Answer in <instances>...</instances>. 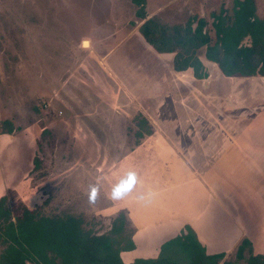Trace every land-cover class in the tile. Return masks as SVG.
I'll return each instance as SVG.
<instances>
[{
    "label": "rangeland",
    "instance_id": "rangeland-1",
    "mask_svg": "<svg viewBox=\"0 0 264 264\" xmlns=\"http://www.w3.org/2000/svg\"><path fill=\"white\" fill-rule=\"evenodd\" d=\"M145 1L148 16L158 17L168 28L176 24L184 25L192 16L206 19L207 31L213 40L212 13L224 6L232 12L234 6V0ZM255 1L257 14L264 17V0ZM136 9L132 0H0V198L7 195L11 207L24 204L45 214L72 212L85 218L97 232L109 230L112 220L118 216L128 217L124 204H117L110 198L111 189L108 187L115 182L107 185V174L102 172L101 176L98 172L112 170L110 163L117 164L125 154L124 149L128 151L129 146L137 143L140 139L137 140L140 132L138 121L145 118L142 115L134 119L129 117L137 107L131 106L132 102L123 94L120 87L123 78L108 68L112 80L107 79L106 72L98 70L101 66L97 65L95 56L106 55L116 43L125 40L124 37L136 35L144 22L135 15ZM131 38L109 57L114 59L112 64L118 71H124L125 77L132 78V83H142L141 87L135 83V92L146 103L149 109L146 112L152 111L154 119H159L168 131L166 138L170 141L165 145L163 140L166 138H161L159 147L167 151L172 147L171 114L175 109L171 93L176 96L187 91L184 86L179 91L173 89L176 87L173 84L176 80L170 74L173 68L161 62L159 53L152 54L155 49L148 51L144 44L137 42V37ZM84 40L90 41V45L84 46ZM136 53L146 58L143 63L135 60L140 56ZM204 53L205 48L198 51L201 57ZM142 64L148 68L150 75L140 71L143 70ZM139 66L142 69L139 70ZM96 72L105 75L104 84L107 79L106 84H110L112 90L111 97L122 107L125 117L119 116L122 114L118 115L113 109H103V102L107 99L101 91L104 87L99 90L94 85ZM135 72L137 74L134 75ZM212 84H202L211 93L210 97L203 91L209 100L208 109L202 114L203 119L215 120L211 129L221 132V125L225 126L223 121L230 119L227 120L229 124L236 122L232 136L237 140L235 147L243 148L242 143L250 141L251 137L264 140V77L238 76L233 82L217 68ZM194 89L198 93L197 88ZM179 107L178 111L183 116L186 108ZM233 107H237V111ZM197 110L200 111V108ZM211 112L214 115H210ZM107 113L109 116H106ZM145 115L149 117L148 113ZM215 115L223 119L212 118ZM103 119L108 120L103 122ZM5 120L15 124L13 132L4 129ZM88 133L93 137L91 153H87L83 146V139L89 138ZM181 135H186L185 131ZM88 144L87 141L86 147ZM103 145L108 146L111 154L102 155L106 148ZM94 147L102 150L96 153ZM206 147L210 148L209 142ZM102 158L108 160L102 164ZM98 163L102 164L101 167ZM245 175L254 178V181L243 178L237 189L233 187L234 197L239 194L245 197L258 184L261 185L251 193L263 189L264 172L260 171V175L246 172ZM93 184L99 188V194L95 203L90 204L88 192ZM188 187L189 184H185L178 188L174 191L175 197L168 200L171 202L169 209L175 210V214L178 212L176 220L181 222H187L185 213L193 214L186 210L190 205L186 198ZM242 188L246 193L240 191ZM230 189L228 183L223 188L227 196ZM216 191L222 189L216 187ZM245 203L250 207H264V202L258 204L248 200ZM228 205L235 211L239 205L242 206L238 203ZM205 208L211 214L218 206L211 203ZM144 220L141 219V222ZM173 223L177 224L176 221ZM126 228V234H133L137 229L131 225ZM176 253L171 255L177 258ZM126 255L125 252L128 261ZM248 256L246 252L245 257ZM225 257L231 264H247L246 259L237 258L235 251Z\"/></svg>",
    "mask_w": 264,
    "mask_h": 264
},
{
    "label": "crops",
    "instance_id": "crops-1",
    "mask_svg": "<svg viewBox=\"0 0 264 264\" xmlns=\"http://www.w3.org/2000/svg\"><path fill=\"white\" fill-rule=\"evenodd\" d=\"M136 32V35L124 37L123 39L125 40L120 41L121 43H116L111 52L106 55L95 56L97 65L102 67L98 66V70H104L107 79L109 77L112 80V77L108 74V72L110 73V71H107L108 68L110 70L112 68L118 76L120 75L123 78L120 84L123 94L132 102L131 106L135 105L137 107L133 113L129 114V117L134 119L137 115H142L145 118L144 120H146V122H143V119L138 121L140 132L137 140L140 139L136 141L137 143L129 146L128 151L124 149L123 153L125 154L117 164L110 163L112 170L106 169V171L98 172L101 176L102 172L107 174L109 178L106 181L107 185L109 182H112V184L115 182L116 184L129 171H135L137 174V184L133 191L123 199L116 200L117 204H124L126 208L125 212L128 217L125 220L127 221V226L137 227L132 234L135 247L122 252L124 261L130 263L136 258L158 257L162 245L182 232H187L186 225L191 226L208 254L223 252L227 256L228 253L236 251L245 238L251 241L254 254L264 253V207L256 208L254 204V207H250V204L245 203L248 200L258 202V204L264 202V185L263 189L258 190V192L254 191L251 193V190H256L261 184L250 189L247 193L245 188L240 189L241 192L246 193L245 197L241 194L239 196L236 195L237 197L233 196L234 188L237 189L242 184L243 178L254 181V178L245 175L246 172H255L259 175L260 171L264 172V140L251 137L250 141L242 143L243 148L235 147L237 140L233 139L232 136L236 122L233 125V123L229 124L227 122L230 119L224 120L225 126L226 124L229 126L225 128L222 124V131L218 133L216 128L211 129L212 125H214V119H203L202 114L208 109L206 105L209 99L206 94L208 93L211 97V93L202 84L208 85L210 83L213 86L214 74L219 68L215 62L200 56L208 71V77L205 78H197L193 68L178 71L173 66L175 52L157 51L141 34L139 28ZM131 37H137V42L144 44L148 51L155 49L156 52L153 51L152 54L159 53L161 62L173 68L170 70V74L176 80L173 83L176 86L173 87L174 90L179 91V88L184 86L187 91H183L182 94L178 93L176 96L171 93L172 107L175 109L171 114L172 147L167 151H162L159 147H161V138L163 140V137H168V131L162 127L159 119H154L156 117L151 113L152 111L146 112V110H149L146 103L135 92V83H138L140 87L142 83L135 81V76V83H132V78L129 79L130 76L125 77L123 75L124 71H118L112 64L114 59L109 57L113 51H119L121 48L119 46L132 40ZM94 53H96V49ZM136 54L140 56H137L135 60L143 63L146 58L141 53ZM142 65L143 70H140L142 69L140 66L138 69L150 75L148 68L144 64ZM129 67L131 71V62ZM219 70L222 73L220 68ZM127 73L130 75L129 72ZM104 76L103 73H94V85L96 88L100 90L104 87L101 91L105 93V99L107 100L103 102V109H113L118 115L122 114L119 116L125 117L126 114H123L122 107L111 97L112 90L109 88L111 87L110 84H106L107 79L104 84ZM238 76L247 78L264 77L242 75L226 77L235 82ZM113 80L115 79L113 78ZM145 87H148V85ZM194 88H197L198 93L195 92ZM169 91L171 92L170 89ZM179 106L186 108L183 116L178 111V108L180 109ZM199 108L200 111L197 110ZM233 109L237 111V107H233ZM147 113L149 117L151 116L150 118L145 115ZM210 115L214 114L211 112ZM106 116H109L108 113ZM198 116H201L200 119H195ZM212 118L217 117L215 115ZM107 120L103 119V122H107ZM221 121L220 123H222ZM102 130L105 129L102 128ZM182 131H185L186 135H181ZM223 132L225 135H223ZM88 135L89 138L83 139V146L88 150L87 153H91L89 150L92 149L90 146H92L93 137H91L92 134L88 133ZM87 141L89 144L86 147ZM163 141L166 145L170 139L166 138ZM212 141L215 142L212 143ZM207 142H209L210 148L206 147ZM103 146L105 147L106 145ZM110 146L113 147V145ZM95 149L96 153L102 150L100 147ZM109 153L108 146H106L102 155L106 156ZM107 160L102 158L101 163L104 164ZM102 164L98 163L99 167ZM94 172L96 171L94 170ZM227 183L228 187H231L229 196H227L226 190H223ZM185 184H189L186 190V198L190 201V205L186 210L193 214L185 213L187 222H181L176 220L178 212L175 214V210L169 209L171 202H168V200L171 197L173 199L176 190ZM114 185H109L108 189H112ZM216 187H219L222 191H216ZM211 203H215L218 208L214 213L210 214L205 211V207ZM229 203H238L242 206L239 205L235 211L231 208V205H228ZM253 208L256 209L253 210ZM145 215L147 216L145 217ZM141 219L145 220L141 222ZM173 221H176L177 224H174ZM156 236H158V239ZM125 252L126 256H128V261L125 259ZM225 256L224 260H226Z\"/></svg>",
    "mask_w": 264,
    "mask_h": 264
},
{
    "label": "trees",
    "instance_id": "trees-1",
    "mask_svg": "<svg viewBox=\"0 0 264 264\" xmlns=\"http://www.w3.org/2000/svg\"><path fill=\"white\" fill-rule=\"evenodd\" d=\"M132 2L137 6L135 15L144 19L139 31L157 51L175 52L176 70L193 68L197 78L208 77L198 54L205 48L204 57L226 76H264V17L257 14L255 0H234L232 12L225 6L213 12L215 40L204 18L192 16L184 25L168 28L158 17L148 16L145 0ZM3 122L6 131H14L12 121ZM126 226L127 221L119 216L109 230L97 232L80 215L68 211L45 214L24 204L11 207L4 195L0 198V264H231L221 262L223 252L206 253L189 225L187 232L162 245L158 257L127 263L122 252L135 245ZM251 244L245 238L235 251L237 258L246 259L247 264H264V253L254 254ZM176 251L174 258L171 253Z\"/></svg>",
    "mask_w": 264,
    "mask_h": 264
},
{
    "label": "clouds",
    "instance_id": "clouds-1",
    "mask_svg": "<svg viewBox=\"0 0 264 264\" xmlns=\"http://www.w3.org/2000/svg\"><path fill=\"white\" fill-rule=\"evenodd\" d=\"M90 45V41L88 42ZM137 184V174L135 171H129L122 176L118 182L112 187L110 198L113 201L123 199L127 194L133 191ZM99 194V188L93 184L89 188L88 200L90 204H94Z\"/></svg>",
    "mask_w": 264,
    "mask_h": 264
},
{
    "label": "water",
    "instance_id": "water-1",
    "mask_svg": "<svg viewBox=\"0 0 264 264\" xmlns=\"http://www.w3.org/2000/svg\"><path fill=\"white\" fill-rule=\"evenodd\" d=\"M88 42H89L88 40H84V42H83L84 46L88 45L89 44Z\"/></svg>",
    "mask_w": 264,
    "mask_h": 264
},
{
    "label": "snow or ice",
    "instance_id": "snow-or-ice-1",
    "mask_svg": "<svg viewBox=\"0 0 264 264\" xmlns=\"http://www.w3.org/2000/svg\"><path fill=\"white\" fill-rule=\"evenodd\" d=\"M85 46H87V45H85Z\"/></svg>",
    "mask_w": 264,
    "mask_h": 264
}]
</instances>
